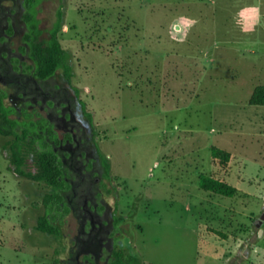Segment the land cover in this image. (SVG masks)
Masks as SVG:
<instances>
[{
    "label": "rangeland",
    "instance_id": "rangeland-1",
    "mask_svg": "<svg viewBox=\"0 0 264 264\" xmlns=\"http://www.w3.org/2000/svg\"><path fill=\"white\" fill-rule=\"evenodd\" d=\"M59 11L72 84L111 163L96 202L120 223L111 247L77 259L69 195L47 208L45 184L14 171L13 139L0 135V264H110L115 248L142 264H264V106L250 104L264 85V0H39L36 43L48 42ZM19 28L12 50L30 47ZM6 80L0 91L15 106ZM212 146L231 153L227 166ZM24 170L36 171L33 155ZM201 174L240 193L206 192ZM47 210L61 237L37 230Z\"/></svg>",
    "mask_w": 264,
    "mask_h": 264
},
{
    "label": "flooded vegetation",
    "instance_id": "flooded-vegetation-1",
    "mask_svg": "<svg viewBox=\"0 0 264 264\" xmlns=\"http://www.w3.org/2000/svg\"><path fill=\"white\" fill-rule=\"evenodd\" d=\"M5 3L0 2V78L7 79L6 84L20 94L15 103V119L43 120L53 128L58 142L50 135L47 142L62 163L66 182L64 193L69 195L66 197L71 211L81 223L76 257L78 259L81 254L97 256L106 247H111L108 234L114 229L115 217L107 205L99 206L96 202L98 185L107 178L94 147L92 131L79 109L72 104L62 79L55 77L41 81L35 76L31 47L27 43L17 50L6 47L11 38L19 34L21 19L18 5L12 2L6 6ZM35 116L37 120L33 119ZM88 201L92 207L87 205ZM87 261L90 264L91 261Z\"/></svg>",
    "mask_w": 264,
    "mask_h": 264
},
{
    "label": "trees",
    "instance_id": "trees-1",
    "mask_svg": "<svg viewBox=\"0 0 264 264\" xmlns=\"http://www.w3.org/2000/svg\"><path fill=\"white\" fill-rule=\"evenodd\" d=\"M9 2L18 5V12L21 22L25 23L29 32L26 34V40L30 42L31 57L34 61V74L41 81H47L58 77L62 72V80L67 85V90L71 95L72 104L77 107L83 116L86 123L92 131L94 147L99 157L102 170L106 178L111 177V163L109 158L101 151L98 142L96 141V128L93 122V115L87 110L86 103L80 98V91L72 84L73 70L70 64L71 56L65 50L59 40V33L64 22V13L59 11L58 19L54 27L50 31V38L46 43H36L33 37L40 30L38 20L36 18V6L39 0H0V2ZM5 94L0 91V135L11 137V155L10 160L14 171L20 176H26L33 181L45 184L48 192L44 198V204L47 208H61L65 204L66 182L63 177V167L59 161L56 152L50 147L47 142V137L50 135L52 139L58 142L54 130L48 126L43 120L33 121L32 119L19 120L13 119L11 113L15 111V106H8L5 102ZM250 104L253 106H264V85H259L255 88ZM212 156L219 162L222 167L229 164L231 153L217 146L211 148ZM30 155L35 157L36 171L26 172L24 166ZM200 187L206 192L221 195L223 197L234 198L240 192L238 188L224 180L215 178L210 175L201 174ZM102 209V208H101ZM70 210V208H69ZM66 209V211H69ZM50 215V210L38 219L37 230L54 236L61 237V230L58 224L53 221ZM117 224L120 220L115 218ZM216 235L226 238L221 231L213 230ZM110 264H142L138 258L131 255L127 250L117 249L112 252Z\"/></svg>",
    "mask_w": 264,
    "mask_h": 264
},
{
    "label": "water",
    "instance_id": "water-1",
    "mask_svg": "<svg viewBox=\"0 0 264 264\" xmlns=\"http://www.w3.org/2000/svg\"><path fill=\"white\" fill-rule=\"evenodd\" d=\"M262 219H264V217Z\"/></svg>",
    "mask_w": 264,
    "mask_h": 264
}]
</instances>
